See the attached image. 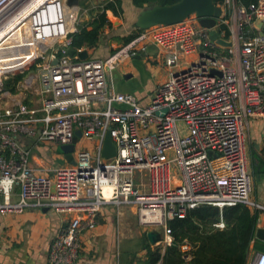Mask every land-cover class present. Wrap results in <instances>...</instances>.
Instances as JSON below:
<instances>
[{"label":"built area","instance_id":"1","mask_svg":"<svg viewBox=\"0 0 264 264\" xmlns=\"http://www.w3.org/2000/svg\"><path fill=\"white\" fill-rule=\"evenodd\" d=\"M66 2L0 0V65L12 70L2 74L34 67L36 76L24 83L39 103L0 109V229L4 215L27 209L67 216L69 224L51 241L47 264H74L80 234L97 226L106 205L134 208L138 224L158 231V244L166 247L177 245L168 222L200 206L264 210L251 200L245 153L248 122H264V35L256 27L257 21L264 24V0L248 6L223 0L227 17L216 24L231 25L235 58L211 42L191 15L137 32L104 59H80L85 50L72 47L78 9ZM151 45L170 72L142 105L133 95L115 92L109 80L121 62ZM70 48L75 53L67 57ZM195 55L196 61L176 71L182 59ZM78 131L75 165L32 164L24 141L56 152L71 145ZM107 134L115 148L111 159L101 154ZM81 141L90 148L77 151ZM212 227L225 229L221 217ZM178 249L189 263L194 246L183 241ZM261 257L254 252L250 264Z\"/></svg>","mask_w":264,"mask_h":264},{"label":"crops","instance_id":"2","mask_svg":"<svg viewBox=\"0 0 264 264\" xmlns=\"http://www.w3.org/2000/svg\"><path fill=\"white\" fill-rule=\"evenodd\" d=\"M110 1L113 0H80L76 21L77 32L80 28L91 30L94 18L103 12L105 5ZM155 5L158 4L155 3ZM217 6L222 9L220 19L223 21V18H226L227 15L224 14L222 4ZM147 7L148 3L137 7L133 0H120V14L118 16H115L110 10H106L105 15L108 24L99 30L98 42L93 47L87 45L81 47L87 52V57L104 59L113 50L127 43L129 37L141 31L134 29L133 24L139 12ZM225 26L228 28V25ZM220 28L221 25L217 26L216 24L213 29L216 30L219 37L224 33L222 39L232 44L231 47L224 48L226 56L237 57L236 45L231 42L233 40L231 25L229 24L228 37L224 31L220 32ZM206 30L209 33V30ZM73 48L76 49L75 47ZM196 60V55L182 59L181 65L177 67L176 71H182L186 67L187 62ZM169 72L163 64V56L155 46L151 45L148 46L145 54H139L121 62L111 72L109 81L115 92L133 95L140 104L146 105L155 88L168 79ZM16 94L17 91L14 94L8 92V98L11 100L7 99L2 108L20 101L29 106L38 107V99L33 91L29 90L23 94L20 93V95ZM33 142L31 140L24 141L32 149V164L37 168L43 169L55 167L57 165L55 161L53 164L48 162L49 149L45 146L34 145ZM90 146V144L85 143L84 147L90 148ZM245 153L247 169L251 177V200L264 207L263 121L253 120L248 122ZM53 158L56 160L61 157L55 153ZM17 199L18 188L13 191L12 195L14 202ZM243 207L247 208L250 215L254 218L256 233L257 229L264 227V210L247 206ZM222 211H219V216L213 223L206 226L200 225V233L221 232L212 227L213 224L219 222L220 217L225 225V229L222 231L228 230L232 226V222L231 224H226ZM68 218L48 209H27L21 213L4 215L1 219L0 229V264H47L51 241L59 229L67 227L69 224ZM148 231L138 224L134 208H115L114 206L106 205L97 216V226L80 234V248L74 264H147L149 250L153 251L155 249H159L163 257L169 247L158 244V242L150 244L146 238ZM183 241L189 242L187 239ZM191 244L195 248L196 244ZM174 247L178 249V245ZM178 252L181 264H185L179 249ZM252 253L254 251L251 250L250 255ZM190 263L191 261L187 264ZM158 264H163V260L161 259Z\"/></svg>","mask_w":264,"mask_h":264},{"label":"trees","instance_id":"3","mask_svg":"<svg viewBox=\"0 0 264 264\" xmlns=\"http://www.w3.org/2000/svg\"><path fill=\"white\" fill-rule=\"evenodd\" d=\"M180 0H133L137 7L147 3L158 4L160 6L173 5ZM223 0H213L214 5L222 4ZM258 0H236L237 4L248 6L257 3ZM120 0L108 2L102 13L94 18L91 30L80 28L72 35V46L79 49L83 45L95 46L99 40V30L108 24L105 11L110 10L115 16L120 14ZM224 31L228 37L229 30L225 25H221L220 32ZM129 37L127 41L131 40ZM10 67L0 65V75ZM34 68V67H33ZM32 68V69H33ZM4 69V71H2ZM22 74L10 76L3 82L4 92L14 94L17 86L22 80ZM223 216L226 224L232 226L225 231L212 232L209 234L200 233V225L206 226L215 221L219 216V210L212 206H200L187 213L184 219H172L168 222V228L174 237L175 243L179 245L184 239L196 244L193 258L190 264H247L250 251L264 253V242L255 239V221L249 210L242 205L225 208ZM163 264H181L180 254L177 247H169L162 257L159 249L149 250L147 264H158L160 260Z\"/></svg>","mask_w":264,"mask_h":264},{"label":"water","instance_id":"4","mask_svg":"<svg viewBox=\"0 0 264 264\" xmlns=\"http://www.w3.org/2000/svg\"><path fill=\"white\" fill-rule=\"evenodd\" d=\"M79 1L80 0H67L66 5L68 8L78 9ZM191 15H195L199 19V25L202 28L209 30V39L212 42H215V44L221 47H231L232 44L220 38L216 30L213 29L217 20L220 19L222 15V9L214 5L213 0H180L173 5L167 6L148 3V7L139 12L133 25L136 30H145L157 25H173L180 23ZM256 27L264 35V24L257 21ZM74 53L75 51L70 48L66 50L65 55L67 57H72ZM78 56L80 59H85L87 58V52H82L78 54ZM53 63H56V61ZM0 87L1 90L4 91L3 85H0ZM79 137L80 132L78 131L71 145L60 146L56 149L58 155H64L62 159L55 160L58 165H64L66 163L75 165L72 153ZM101 154L104 159H111L115 156V148L108 134L105 136ZM160 236V233L155 230L148 231L146 234V238L150 244L159 242L161 239ZM255 238L264 242V227L256 230Z\"/></svg>","mask_w":264,"mask_h":264},{"label":"rangeland","instance_id":"5","mask_svg":"<svg viewBox=\"0 0 264 264\" xmlns=\"http://www.w3.org/2000/svg\"><path fill=\"white\" fill-rule=\"evenodd\" d=\"M78 17H80V16H78ZM133 19H135V18H133ZM22 76H23L22 80L19 82V84L17 86V94L16 95H20V93L23 94V93L28 91V89H26V84L24 83V81L29 77H33V76L35 77L36 76L35 68L34 69L28 68L26 71H24ZM9 77H10L9 75L1 74L0 75V85H2V83ZM7 99H10V98H8V92L2 91L1 87H0V108H2L5 105V103L7 102ZM10 100H8V101H10ZM84 146H85L84 141L79 142L76 146L77 151L83 150V148H85ZM45 147H49V145H46ZM55 153L56 152L51 147H49V152H48L47 158L49 159L48 162H50V164H53V162L55 161V159L53 158V155ZM202 233H204V232H202ZM252 259H253V253H252V255H250L248 257V264H250Z\"/></svg>","mask_w":264,"mask_h":264},{"label":"clouds","instance_id":"6","mask_svg":"<svg viewBox=\"0 0 264 264\" xmlns=\"http://www.w3.org/2000/svg\"><path fill=\"white\" fill-rule=\"evenodd\" d=\"M255 264H264V257H261Z\"/></svg>","mask_w":264,"mask_h":264},{"label":"bare ground","instance_id":"7","mask_svg":"<svg viewBox=\"0 0 264 264\" xmlns=\"http://www.w3.org/2000/svg\"><path fill=\"white\" fill-rule=\"evenodd\" d=\"M4 67V66H3ZM106 192V191H105Z\"/></svg>","mask_w":264,"mask_h":264}]
</instances>
